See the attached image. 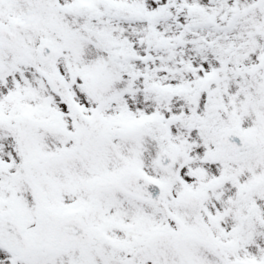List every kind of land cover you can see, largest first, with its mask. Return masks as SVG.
<instances>
[{
	"label": "snow or ice",
	"instance_id": "6c2138e0",
	"mask_svg": "<svg viewBox=\"0 0 264 264\" xmlns=\"http://www.w3.org/2000/svg\"><path fill=\"white\" fill-rule=\"evenodd\" d=\"M0 264H264V0H0Z\"/></svg>",
	"mask_w": 264,
	"mask_h": 264
}]
</instances>
